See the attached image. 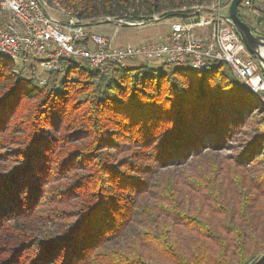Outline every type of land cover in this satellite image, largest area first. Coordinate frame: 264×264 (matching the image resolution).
<instances>
[{"label":"trees","instance_id":"obj_1","mask_svg":"<svg viewBox=\"0 0 264 264\" xmlns=\"http://www.w3.org/2000/svg\"><path fill=\"white\" fill-rule=\"evenodd\" d=\"M213 1L61 4L83 20L134 22L188 19ZM62 64L40 86L0 56V264H254L264 253L260 98L224 64L107 74Z\"/></svg>","mask_w":264,"mask_h":264},{"label":"built area","instance_id":"obj_2","mask_svg":"<svg viewBox=\"0 0 264 264\" xmlns=\"http://www.w3.org/2000/svg\"><path fill=\"white\" fill-rule=\"evenodd\" d=\"M231 1L196 6L188 19L171 24L160 41L116 46L118 29L111 37L94 32L95 24L72 14L61 0H0V56L49 75L62 71L64 60L82 62L104 74L113 67L128 68V63L138 58L159 66L188 65L197 73L224 64L264 103V73L222 14ZM251 8L260 14L264 10L261 3L243 0L238 12L246 18ZM111 20L108 17L106 22ZM160 20L159 15H153L149 21H120L128 27H145ZM47 80L41 78L40 83L46 85Z\"/></svg>","mask_w":264,"mask_h":264},{"label":"rangeland","instance_id":"obj_3","mask_svg":"<svg viewBox=\"0 0 264 264\" xmlns=\"http://www.w3.org/2000/svg\"><path fill=\"white\" fill-rule=\"evenodd\" d=\"M228 7H229V5H227V7H225L222 10L223 15L227 14ZM183 11H186V10H183ZM192 12L189 13V15H192ZM54 14L58 15L57 12H54ZM262 15L251 8V11L248 12V17H246V20L251 25L256 26V27H258V29H260V30L262 29L264 31V26L260 27L257 25V20L259 18H261ZM107 19L108 18H102V19L90 21V24L95 23V25H92V30L94 32L103 33V34L110 36V37L114 34V31L116 29H118L117 39L115 41L116 46L130 44V43L136 44V43H139L141 41H146V40H152V41H156V42L160 41L162 39V37L165 35V33L167 31H169L171 24L178 22V21H183V18H174L173 17L170 19H166V18L162 19V20H160V22H158L156 24L148 25L145 27H128L124 24L120 25V24L114 23V22H106ZM89 26H91V25H89ZM16 64H17V70L21 71L25 77H30V76H34L35 78H36V76L39 77V79L36 78V80L40 86H45V85H42L40 83L41 78L48 79L49 76L51 75V74L49 75L48 73L42 72V70L40 68H37V67L32 68V69H28V68L24 69L22 65H20L18 63H16ZM128 65L130 68L138 67L141 65H149L150 67H158L159 63L157 64L154 61H150V60H146V59L144 60V58H138L136 60L130 61V63H128ZM170 66H172V65H170ZM58 72H61V71H58ZM227 153H229V152L226 151L224 154H227Z\"/></svg>","mask_w":264,"mask_h":264},{"label":"water","instance_id":"obj_4","mask_svg":"<svg viewBox=\"0 0 264 264\" xmlns=\"http://www.w3.org/2000/svg\"><path fill=\"white\" fill-rule=\"evenodd\" d=\"M242 2L243 0H232L224 18L228 20L232 28L236 31L242 42L245 44L249 53L260 64L261 69L264 72V36L253 32L252 28L239 16V6L242 4ZM108 22L125 24L120 20H111ZM254 264H264V253Z\"/></svg>","mask_w":264,"mask_h":264}]
</instances>
